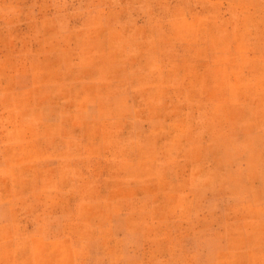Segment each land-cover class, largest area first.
<instances>
[{
	"label": "rangeland",
	"instance_id": "obj_1",
	"mask_svg": "<svg viewBox=\"0 0 264 264\" xmlns=\"http://www.w3.org/2000/svg\"><path fill=\"white\" fill-rule=\"evenodd\" d=\"M0 264H264V0H0Z\"/></svg>",
	"mask_w": 264,
	"mask_h": 264
}]
</instances>
